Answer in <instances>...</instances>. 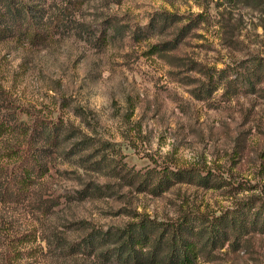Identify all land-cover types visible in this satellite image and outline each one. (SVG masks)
<instances>
[{"label":"rangeland","instance_id":"1","mask_svg":"<svg viewBox=\"0 0 264 264\" xmlns=\"http://www.w3.org/2000/svg\"><path fill=\"white\" fill-rule=\"evenodd\" d=\"M17 8L56 29L0 34V264H139L143 220L142 253L186 222L197 264H264V0H0L3 26ZM26 153L46 174L3 196ZM171 170L195 176L152 190Z\"/></svg>","mask_w":264,"mask_h":264},{"label":"trees","instance_id":"2","mask_svg":"<svg viewBox=\"0 0 264 264\" xmlns=\"http://www.w3.org/2000/svg\"><path fill=\"white\" fill-rule=\"evenodd\" d=\"M12 11V13L9 11V16H11V19H13L10 22L14 25L3 26L0 22L1 35L14 34L19 40H24L32 44H41L53 36L56 26H47L44 30L40 31L32 22H30V20L25 18L24 11L21 8H17ZM1 19L8 18L2 17L0 18V21ZM63 21L64 18L59 19V24L63 23ZM57 23L58 21L56 24ZM59 24L57 25L59 26ZM98 41L100 45H103L107 43L108 38L106 35H103L98 37ZM63 125V120L43 123V139L46 144L52 146L59 144L60 134L62 132L61 130L64 128ZM47 170V165L43 163L39 156L26 153L21 161V164L19 165V168H17L15 172V180L9 184L7 192L6 190L3 192V196L11 195L13 192L19 195H24L26 191L33 187L37 178L46 174ZM174 174H176L175 176L179 178H182L181 176L186 177L188 175L192 177L195 176L193 173H188L185 171L174 172L171 170L164 172V174L160 177V180L152 187V190L156 188H165L169 183H171V176ZM143 175L144 174H142V176ZM198 178H204V176L198 175ZM147 179L148 178L146 177L145 181H147ZM156 225L159 224L156 223V221L154 222V220H149L148 222L143 220L136 223H130L127 228L121 231L122 236L127 234V238L123 240L119 251L122 254L126 253V256L124 257L125 259L131 258L139 264H143L145 261H162L163 258L160 256L164 249L162 241L164 240L166 233H168V237L171 239L167 243V255L169 257L168 264H197L196 259L201 248L198 245L197 240L192 238L194 237L196 231H194L193 226L187 224L186 222L179 224L177 228L172 229L169 225H165L159 239L154 241L152 250L142 253L141 249L136 248L137 245L143 247L149 245V243H152V234L156 233L158 230ZM102 238H108V236L102 235L101 239ZM91 241L93 242L94 240ZM140 254L142 255V258H140Z\"/></svg>","mask_w":264,"mask_h":264}]
</instances>
